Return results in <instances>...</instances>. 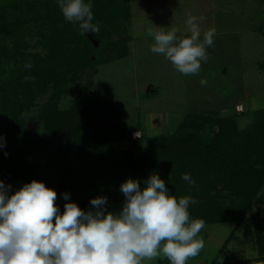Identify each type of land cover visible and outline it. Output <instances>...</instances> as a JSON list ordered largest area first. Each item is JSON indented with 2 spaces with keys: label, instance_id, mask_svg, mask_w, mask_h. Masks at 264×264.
I'll use <instances>...</instances> for the list:
<instances>
[{
  "label": "trees",
  "instance_id": "1",
  "mask_svg": "<svg viewBox=\"0 0 264 264\" xmlns=\"http://www.w3.org/2000/svg\"><path fill=\"white\" fill-rule=\"evenodd\" d=\"M85 2L91 3L92 23L99 26L93 38L101 43L126 12V0ZM32 34L39 49L29 50L25 36ZM93 48L79 23L64 19L58 0H0V136L4 138L0 180L11 186L8 194L37 180L57 192L61 213L67 202L78 204L85 212L95 211L90 201L96 197H106L104 209L118 213L125 202L121 184L132 178L143 189L150 174H157L170 195L198 201L189 205L191 220L231 222L237 227L264 181V124L254 121L242 134L231 116L188 115L178 127L180 134L149 138V149L142 158H134L130 151L120 153L112 144L109 121L117 115L115 105H95L91 80L85 84L77 81L80 70L102 62L101 56L92 53ZM29 62L30 69L25 67ZM48 90L50 96L41 105L38 119L51 138L43 139L28 128L27 117ZM71 94H75L72 108L59 110V99ZM65 119L70 121L63 127L66 131L53 133L51 126ZM208 121L215 126L202 139L199 133ZM186 128L191 131L183 132ZM184 173L195 183L183 180ZM222 197L227 201L221 202ZM253 231L258 262L264 264V218L254 219ZM229 264L251 262L235 259Z\"/></svg>",
  "mask_w": 264,
  "mask_h": 264
},
{
  "label": "rangeland",
  "instance_id": "2",
  "mask_svg": "<svg viewBox=\"0 0 264 264\" xmlns=\"http://www.w3.org/2000/svg\"><path fill=\"white\" fill-rule=\"evenodd\" d=\"M126 6L116 29L108 31L101 43L86 33L94 47L92 53L101 56L102 62L77 73L81 84L91 80L95 105H115L117 115L109 121L117 151H130L140 159L149 149V138L180 134L178 127L185 117L198 113L214 119L231 116L242 134L254 121L264 124V0H126ZM189 16L197 18L201 41L208 29L216 32L213 46L206 47L208 59L201 61L199 74L185 76L163 55L150 51L154 40L148 30L175 28L178 37L189 36ZM25 40L29 50L40 48L35 34L26 35ZM49 93L36 100L27 117L28 128L43 139L51 136L38 116ZM74 96L60 98L59 110H70ZM67 122L56 121L52 132H65ZM97 123L102 130L100 120ZM214 126V121H208L199 137H208ZM225 195L233 197L232 193ZM223 201L227 200L222 197ZM255 218H264V181L237 227L231 222L205 224L199 233L205 246L187 264H229L235 259L260 264ZM143 264L169 262L157 258Z\"/></svg>",
  "mask_w": 264,
  "mask_h": 264
},
{
  "label": "clouds",
  "instance_id": "3",
  "mask_svg": "<svg viewBox=\"0 0 264 264\" xmlns=\"http://www.w3.org/2000/svg\"><path fill=\"white\" fill-rule=\"evenodd\" d=\"M58 4L64 19L78 22L83 34L99 31L98 24L92 23L91 3L58 0ZM196 20L189 16L186 21L189 36L178 37L175 28L148 30L154 40L150 51L163 55L185 76L199 74L201 61L208 59L206 47L214 43L215 28L205 31L201 41ZM25 67L30 69L31 62ZM3 141L0 136V149ZM182 179L195 183L189 173L182 174ZM145 184L141 189L132 178L121 184L125 202L118 213L104 209L106 197L91 199L95 211L85 212L67 202L61 213L57 192L45 183L32 180L9 195L11 186L0 180V264H143L157 258L187 264L205 246L199 237L205 221L191 220L188 211L198 201L170 195L157 174H150ZM64 199L68 200L67 193Z\"/></svg>",
  "mask_w": 264,
  "mask_h": 264
}]
</instances>
